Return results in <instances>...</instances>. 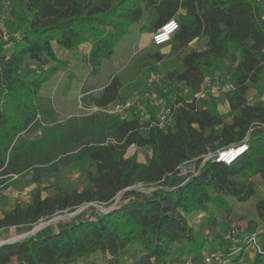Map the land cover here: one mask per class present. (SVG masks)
<instances>
[{
	"label": "trees",
	"instance_id": "trees-1",
	"mask_svg": "<svg viewBox=\"0 0 264 264\" xmlns=\"http://www.w3.org/2000/svg\"><path fill=\"white\" fill-rule=\"evenodd\" d=\"M7 7L9 19L0 27V189L27 173L35 187L26 203L0 215V241L12 228L24 233L76 213L1 244L0 264H71L96 252L106 264H123L133 245V264H181L187 257L203 264L204 243L186 215L202 212L213 224L212 210L225 198L253 199L250 231L264 225V103L246 99L264 73V0H8ZM172 17L178 29L166 44L175 62L164 81L168 87L182 83L193 94L207 72L223 65L233 80L225 94L230 122L214 107L176 95L179 104L163 128L148 126L153 113L142 122L133 110L124 119L98 112L42 127L41 87L61 71L69 80L74 76L56 48L70 51L90 43L86 61L96 75L131 27L152 33ZM201 37H207L204 47H188ZM152 57L164 58L159 52ZM27 59L53 65L26 78L21 67ZM138 62L135 73L144 67ZM123 85L122 76H112L94 105L119 101ZM39 129L36 139L22 138ZM242 143L246 148L229 162L216 159ZM131 145L150 148L151 156L144 163L126 156ZM74 162L88 164L86 186L57 187L42 196L41 176ZM236 246L235 251L223 239L212 251L228 264H264V239L259 250L249 247L248 260L247 244Z\"/></svg>",
	"mask_w": 264,
	"mask_h": 264
},
{
	"label": "rangeland",
	"instance_id": "rangeland-1",
	"mask_svg": "<svg viewBox=\"0 0 264 264\" xmlns=\"http://www.w3.org/2000/svg\"><path fill=\"white\" fill-rule=\"evenodd\" d=\"M7 5L8 0H0L1 28L4 27V22L9 19ZM205 43V37H201L192 40L188 47L202 48ZM117 48L113 57L100 67V71L96 75L90 74L87 66V44L80 45L70 51L56 48V55L60 60H64L69 64V69L74 76L69 80L67 71H61L41 87L39 94L44 100V113L40 118L44 125L42 126L43 128L50 127L53 124H63L72 116L98 113L99 111L92 109L94 99L114 75L123 77L124 85L121 90L120 100L129 98L135 91L142 92L150 88L159 90L169 103L174 101L177 96L183 97L186 100L192 98L193 94L182 83H174L168 87L164 81L163 76L166 68L172 67L175 62V58L168 55L169 45L163 44L159 47L152 45L150 43V33L142 36L137 31V28L133 26L130 28L129 34L118 44ZM157 52L164 57L160 62H154L152 57ZM137 61H139L138 65L144 66L139 73L132 71V67ZM52 65L53 63L42 66L33 60L27 59L21 67V75L26 78L32 77L44 68ZM215 80H218V82ZM232 81V76L225 70L223 65L216 66L211 72L206 73L201 88L203 96L198 101L199 105H204L208 108L214 107L226 122L231 121V114L225 94L232 88ZM210 89L214 91L211 93ZM246 99L249 104L264 103V83L262 80L258 84L249 86ZM132 110L136 112V115L142 122L150 118V113H154V109L146 104V102L135 106ZM42 131V129H39L26 132L22 134V138L26 140L36 139L41 135ZM145 151L130 146L126 151V156L135 155L137 161L142 162L145 160L146 162L148 154ZM88 168V164L74 162L60 167L55 173L42 175L40 182L41 195H51L57 187L66 190L74 188L80 190L86 186L84 176ZM13 178H16V176ZM34 187L35 184L31 182V173H27L16 178L11 185L0 189V215L17 203H26ZM137 187H140V185H137ZM253 202L254 200L252 199L246 203L239 204L232 199L225 198L222 207L212 210L215 215L213 224L203 214L188 217V223L204 243V254L218 249L221 240L223 241L222 232L228 230L230 225H234V232H236L237 236L242 237L245 233L252 232L250 231L248 222L256 218ZM98 207L100 209L107 208L100 205ZM71 214L57 215L52 219L64 218ZM44 223L40 222L24 233H18L12 228L5 239L13 240L24 237ZM255 231L258 242L261 244L264 239V228H254L253 232ZM135 251L136 247L134 245L129 247L123 264L133 263ZM251 256V249L249 247L244 248L243 259L248 260ZM95 260L99 261L100 257ZM101 262L102 264H106L102 259Z\"/></svg>",
	"mask_w": 264,
	"mask_h": 264
},
{
	"label": "built area",
	"instance_id": "built-area-1",
	"mask_svg": "<svg viewBox=\"0 0 264 264\" xmlns=\"http://www.w3.org/2000/svg\"><path fill=\"white\" fill-rule=\"evenodd\" d=\"M177 29L178 22L176 18L172 17L168 19L158 29L150 33V43L154 46H161L163 44H166L172 38ZM215 81L218 82V80ZM262 82L264 83V73L262 76ZM201 88L202 85L197 92L193 93L192 98L186 101H192L193 99L199 101V98L203 96ZM209 91L212 93L214 90L210 89ZM144 102H146V104L150 105L154 109V117L149 121L148 126L154 125L159 128H163L165 125L171 122L173 109L177 106V104H179L175 103V100L169 103L159 90L150 88L142 92L135 91L129 98L111 103L105 107L94 105L92 109L99 112L113 114L124 119L129 116L130 111L135 106L141 103L143 104ZM245 148L246 144L242 143L238 146L230 147L227 150H222L218 152L216 159L219 161L229 162L236 155L241 153ZM234 228V225H230V228L228 230L222 232V238L230 242L231 249L236 251L239 249L236 244L245 242L247 244V247L259 250V242L256 237V231L247 232L241 237L237 236L236 232H234ZM181 264H191L190 259L188 257L183 258ZM203 264H228V259L225 258V256H223L220 252L212 251L204 254Z\"/></svg>",
	"mask_w": 264,
	"mask_h": 264
},
{
	"label": "crops",
	"instance_id": "crops-1",
	"mask_svg": "<svg viewBox=\"0 0 264 264\" xmlns=\"http://www.w3.org/2000/svg\"><path fill=\"white\" fill-rule=\"evenodd\" d=\"M145 34H147V33H143L142 34V36L143 35H145ZM149 34V33H148ZM207 41V37H205V42ZM86 45L87 44V52H88V50H89V48H90V43H88V42H86V43H82V44H80V45ZM79 45V46H80ZM78 46V47H79ZM118 48L116 47V49H115V53H116V50H117ZM109 60H105V61H103L102 62V64H101V67H102V65H104V63L105 62H108ZM131 146H133V145H131ZM135 147V146H134ZM137 149H139V150H146L145 152H146V154H148V158L151 156V150H150V148H148V147H141V148H138V147H136ZM145 152H144V154H145ZM140 162V161H139ZM143 163L145 162V160H143L142 161ZM239 204H241V203H239ZM253 204H254V202H253ZM254 208V207H253ZM255 213V212H254ZM201 214H203L202 212H194V213H192V214H190V215H186V218L188 219V217L189 216H191V217H195V215H201ZM197 217V216H196ZM260 227H263L264 228V225L263 224H261V223H259L258 225H257V227L256 228H260ZM98 257H100V260L99 261H97V260H95L96 258H98ZM252 257V256H251ZM251 257H249V259L251 258ZM101 259L103 260V258H102V256H101V254L99 253V252H96V253H94V254H92V255H90L88 258H82V259H80V260H78V261H76V262H74V263H71V264H102V262H101ZM134 261H135V257H134ZM134 261H133V263H134ZM132 263V264H133ZM12 264H17L16 263V261L15 260H13L12 261Z\"/></svg>",
	"mask_w": 264,
	"mask_h": 264
},
{
	"label": "water",
	"instance_id": "water-1",
	"mask_svg": "<svg viewBox=\"0 0 264 264\" xmlns=\"http://www.w3.org/2000/svg\"><path fill=\"white\" fill-rule=\"evenodd\" d=\"M76 212H73L71 215H73V214H75ZM54 220H56V219H54ZM53 219H51V220H49V221H47V222H45L43 225H41V226H38L36 229H39L40 227H42V226H44V225H46V224H48V223H50V222H52V221H54ZM35 229V230H36ZM35 230H32L31 232H29V233H32V232H34ZM15 240H17V239H13V240H11V239H4V240H1L0 241V245L1 244H3V243H7V242H13V241H15Z\"/></svg>",
	"mask_w": 264,
	"mask_h": 264
}]
</instances>
